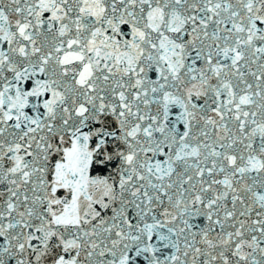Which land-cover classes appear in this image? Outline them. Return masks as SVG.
Listing matches in <instances>:
<instances>
[{
	"label": "snow or ice",
	"instance_id": "snow-or-ice-1",
	"mask_svg": "<svg viewBox=\"0 0 264 264\" xmlns=\"http://www.w3.org/2000/svg\"><path fill=\"white\" fill-rule=\"evenodd\" d=\"M0 264H264V0H0Z\"/></svg>",
	"mask_w": 264,
	"mask_h": 264
}]
</instances>
